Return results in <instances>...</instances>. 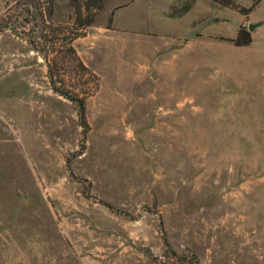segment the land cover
<instances>
[{
    "label": "rangeland",
    "instance_id": "rangeland-1",
    "mask_svg": "<svg viewBox=\"0 0 264 264\" xmlns=\"http://www.w3.org/2000/svg\"><path fill=\"white\" fill-rule=\"evenodd\" d=\"M82 1L0 0V264H264V0H106L87 125L40 52Z\"/></svg>",
    "mask_w": 264,
    "mask_h": 264
},
{
    "label": "trees",
    "instance_id": "trees-1",
    "mask_svg": "<svg viewBox=\"0 0 264 264\" xmlns=\"http://www.w3.org/2000/svg\"><path fill=\"white\" fill-rule=\"evenodd\" d=\"M105 1L83 0L81 6L75 5L76 19L74 25L60 28L61 30L69 29L64 35H45L44 40L49 46L40 48V52L48 63V77L51 89L77 105L79 117L82 124L85 125L88 124L86 120V99L98 90L100 80L81 60L74 47V42L86 35V29L94 23L96 13L103 8ZM222 3L226 5L233 4L230 0H223ZM109 24L110 28L112 17ZM233 42L237 46H248L252 43V37L248 31L241 30L237 39L233 40ZM31 43L37 48V43L34 40ZM76 78L77 81H74ZM164 243L170 249L167 239H164ZM171 253L177 257V253L172 250ZM197 262L198 258L194 255L191 264H196Z\"/></svg>",
    "mask_w": 264,
    "mask_h": 264
},
{
    "label": "crops",
    "instance_id": "crops-1",
    "mask_svg": "<svg viewBox=\"0 0 264 264\" xmlns=\"http://www.w3.org/2000/svg\"><path fill=\"white\" fill-rule=\"evenodd\" d=\"M127 6V4H124ZM126 6H118V7H121L119 8L118 10H116L115 12V15H114V22H113V28L112 29H109V28H105V31L104 32H97V33H92L90 31L89 35H108V34H112L114 32H119V31H122V32H128L126 29L120 27L118 24H117V13L119 12L120 9H122L123 7H126ZM196 5H193L191 7V9H189L187 12H184L182 14H180L179 16H176V17H173L174 19H178V20H181L183 18H185L186 15H188L189 12H191L192 10H194ZM168 16H169V11L166 13ZM198 24L199 23V20H198ZM197 25V21H194L192 23V26L195 27ZM177 35V34H175ZM185 36H178L176 39L178 42H180L179 44H177L176 47H179L178 49H175L173 52H171V54L173 55H176L179 57V59L177 60V67L180 66L179 64V61H180V58H181V55L183 52H187L188 54H195L196 52H201V51H205V50H209V49H212L211 47L209 48H201V42H200V39L197 38L196 36L194 35H216L213 34V33H210L209 30H207L206 32H204L202 34L201 30H197V31H194L193 34L191 33H188V34H184ZM176 37V36H175ZM169 45H167L166 47H168Z\"/></svg>",
    "mask_w": 264,
    "mask_h": 264
},
{
    "label": "water",
    "instance_id": "water-1",
    "mask_svg": "<svg viewBox=\"0 0 264 264\" xmlns=\"http://www.w3.org/2000/svg\"><path fill=\"white\" fill-rule=\"evenodd\" d=\"M256 25H250L249 30L252 31Z\"/></svg>",
    "mask_w": 264,
    "mask_h": 264
}]
</instances>
